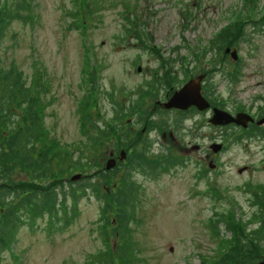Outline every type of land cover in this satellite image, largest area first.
I'll return each instance as SVG.
<instances>
[{
  "label": "rangeland",
  "instance_id": "rangeland-1",
  "mask_svg": "<svg viewBox=\"0 0 264 264\" xmlns=\"http://www.w3.org/2000/svg\"><path fill=\"white\" fill-rule=\"evenodd\" d=\"M244 1L30 0L35 19L26 26L14 22L10 29L13 37L4 45L13 47L8 50V60L28 81L45 86L41 112L48 139L59 146L81 141L76 108L86 91H91L93 115L99 117V125L112 128L115 110L133 103L139 94L142 108L152 105L182 87L199 68L207 74L206 84L213 87L212 100L225 111L252 117L264 112V30H254L249 23L262 21L264 0H254V11L245 9ZM235 22L241 23L243 37L235 50L239 62L233 84L224 79L222 66H209L211 55L206 47L220 30ZM163 60L177 79L170 86L159 82L162 72L157 67ZM225 61L234 64L229 57ZM187 70L184 77L182 71ZM146 110L156 113L149 119H164L169 127L147 138L152 146L143 163L157 168V175L142 174L141 166L131 173L134 185L140 188L138 227H132L127 264H215L232 239L228 213L247 222L254 211L252 201L262 193L264 138L240 140V129L211 127L207 124L210 111L179 123L172 113L165 115L153 106ZM134 114L117 117L121 129L107 141L104 154L95 152L99 166L86 169L94 182H100L99 170L110 153L117 159L124 152L129 164L131 154H127L124 141L132 142L143 128L136 121L140 114L136 110ZM163 134L167 139L163 144L171 145L172 153L167 152V146L156 144ZM219 143L224 150L215 155L211 148ZM193 144L201 145L200 150ZM76 150L74 145L67 151L76 156ZM211 161L214 169L208 167ZM122 173L123 167L107 174L106 180L113 183ZM81 176L87 183L85 175ZM86 193L78 202V217L65 232L47 235L42 231L45 220L38 221L34 233L22 228L15 244L2 253L1 264H96L103 253L117 247L115 239L121 244L118 235L112 237L113 225L107 226L105 217L102 219L101 199ZM219 216L215 231L211 219ZM226 220L230 221V231L222 223Z\"/></svg>",
  "mask_w": 264,
  "mask_h": 264
},
{
  "label": "trees",
  "instance_id": "trees-1",
  "mask_svg": "<svg viewBox=\"0 0 264 264\" xmlns=\"http://www.w3.org/2000/svg\"><path fill=\"white\" fill-rule=\"evenodd\" d=\"M244 4L245 9H256L254 0H245ZM31 11L30 0H0V264L2 253L10 250L15 244L16 236L22 228L34 233L38 221L45 220L42 231L47 235L65 232L78 217V202L87 195L86 192L101 199L102 219L105 217L107 226L113 225L112 237L118 235L121 242L118 244L119 241L115 239L117 247H111L108 252L103 253L96 264H127L132 227H138L136 213L140 188L134 187L131 173L137 166H141L142 174L155 177L157 168L144 165L145 153L136 155L137 151H134L124 169V175L113 183L108 182L106 176L120 171L121 163L110 171H105L104 168L99 170V183L92 180V175H87L86 169L99 166L100 159L95 158L94 154L96 151L104 154L103 149L107 146V141L120 129L116 124L119 117H128L137 110L140 123L148 126L149 130L158 128L164 131L168 125L165 121L149 119L150 112L141 108L140 94L133 103H129L120 111L115 110L114 114L117 115L112 128L106 127L105 124L99 125V117L93 115L95 107L91 105V91H86L76 108L81 137V141L74 144L77 146L76 156L67 151L74 145L64 147L51 142L41 112L45 108L43 95L47 93L46 88L42 82L32 85V82L28 81L12 60H8V50L13 47L4 45L6 39L13 37L10 29L14 22L26 26L35 19ZM261 19L262 21L259 19L251 22V28L264 30V14ZM241 33L242 25L236 22L215 35L206 47L213 53L212 59L207 60L209 66H222L226 72L224 79L233 84L236 82L237 71H229L221 55L226 47L241 40ZM137 40L142 42L141 37ZM217 54L221 56L219 63L214 59ZM88 76L93 87L91 74ZM176 81V77L170 73L159 79L165 86H170ZM204 90L208 101L216 102V99L213 101L209 98L213 87L206 84ZM145 92L146 90L143 91ZM172 93L173 90L167 95ZM152 95L153 92L150 93V96ZM177 119L179 123L182 122V119ZM140 133L141 131L136 138L140 137ZM244 137L264 138V133L254 127L250 132L241 131L239 139ZM75 171L85 175L87 183L83 180L72 183L69 179ZM259 188L262 193L251 203L254 211L249 216L250 223L238 221L235 213H228L227 219L232 218V239L227 242L228 249L223 257L215 264H254L264 261V186ZM110 216H113V219L109 220ZM211 222L216 231L220 216L218 220L211 219ZM222 223L228 231L231 230L229 220ZM250 224L257 225L252 227Z\"/></svg>",
  "mask_w": 264,
  "mask_h": 264
},
{
  "label": "flooded vegetation",
  "instance_id": "flooded-vegetation-1",
  "mask_svg": "<svg viewBox=\"0 0 264 264\" xmlns=\"http://www.w3.org/2000/svg\"><path fill=\"white\" fill-rule=\"evenodd\" d=\"M142 43V42H141ZM233 46H234V49H236V47H237V43L236 44H233ZM230 47V46H229ZM231 49V48H230ZM217 59H219V56H217L216 57V60ZM224 60H227L228 59V57H224L223 58ZM238 62L239 61H237V62H235L234 64H233V66H232V64L229 66V68H237L238 67ZM159 68V69H158ZM157 69H158V71L159 72H162V77L161 78H163L166 74H168V73H170L171 75H174V72L172 71V70H167V67H166V64H165V61L163 60V64H159L158 65V67H157ZM185 72H187L188 73V70L187 71H182V74L184 75V77H186V73ZM198 75H203L204 77V79L207 77V74H205L204 73V70H202L201 68H199V73L198 74H192L191 73V75L188 77V79H190V78H193V77H196V76H198ZM193 76V77H192ZM187 79V80H188ZM203 79V81L205 82V80ZM203 87L205 88L206 86H205V84L203 83L202 85H201V93H202V95H204L205 96V90L203 89ZM171 97V95H165L163 98H162V100H160V101H158V100H155L153 103H152V105H150L149 103H147L145 106L146 107H152L153 106V110H155V109H157L158 111H161L162 113H164L165 115L167 114V113H172V114H174V115H176L177 116V118H180V119H182V121L184 122L185 120H187V118H191V119H193L194 120V118H196V117H198V116H202V114L203 113H206V112H208V111H206V112H201V111H199V110H197L195 107H190V108H188L187 110H185V111H181V110H174V109H170V110H165L164 108H163V104L166 102V101H168L169 100V98ZM217 107L218 108H221V106L220 105H217ZM142 108V107H141ZM211 109L213 108V107H210ZM142 109H146V108H142ZM210 109V110H211ZM137 111V110H136ZM152 113H154V112H150V115H152ZM211 114L209 115V118H208V120H207V124L208 125H210L211 127H215V126H212L211 124H209V120H210V117L212 116V112H210ZM231 114H232V112H230ZM154 114H156V113H154ZM262 116H264V112H258V114L257 115H255V116H252V118H254V121H257V120H259ZM152 119H153V117H152ZM184 119V120H183ZM138 120H139V118L136 120L137 122H138ZM162 122H164L165 120L163 119H160ZM158 121V120H157ZM126 123H129V120H127L126 121ZM165 123H167V125L168 126H166V130L168 129V127H169V124H168V121H165ZM148 125V124H147ZM256 125H254V124H249L248 125V127H247V129H246V131H248V132H250L251 131V129H253L254 127H255ZM120 127V126H119ZM257 127V126H256ZM149 127L148 126H143V128H142V135H146V138H141V136L142 135H140V137H138V138H136V139H134L132 142H127V141H124L125 142V144H126V148H128L127 149V154H131L132 152H134V151H137V153H136V155H139V153H145V154H148V151L150 150V147L152 146V143H151V141L149 140V139H147L148 138V136H149V134L150 133H152V132H156V130L157 131H159V132H165V130L163 131V130H160V129H158V128H155V129H153V130H149L148 129ZM177 128V127H176ZM215 128H217V126L215 127ZM220 128V127H219ZM226 128H232V125H229L228 127H226ZM262 128H264V126H259V129H262ZM120 129H121V127H120ZM147 130V131H146ZM138 134V133H137ZM141 134V133H140ZM123 136H126V134H124ZM157 140V142L158 143H156L158 146H161V145H163V146H167L168 147V149H167V152H169V153H172L173 151V149L171 148V145H166V144H163V142L164 141H166L167 139H166V137H165V134H163L162 135V137H161V140L160 139H156ZM169 142H172L171 140L169 141ZM215 142V141H214ZM135 144V145H134ZM219 144H221V143H219ZM133 145V147H131ZM183 145L185 146V147H187L186 145H185V143L183 142ZM129 146H130V148H129ZM193 146H194V149L195 150H197V151H199L200 150V148H199V146H201V145H194L193 144ZM171 149V150H170ZM224 150V145L223 144H221V149H220V153L222 152ZM185 151H187V150H185ZM188 152V151H187ZM145 154H143V158H144V156H145ZM218 154V153H217ZM216 155V154H215ZM133 157H135V155L133 156ZM109 158H114L113 157V152L112 153H110L109 154V156L107 157V159H109ZM115 160H116V165L118 164V163H121L122 164V166L120 167V168H122L123 167V171H124V169H125V167L127 166V163H125V158H123V160L122 161H118V158L116 159V158H114ZM145 165V164H144ZM171 166H174V165H171ZM209 166H212L213 167V169H214V165H212V161L211 162H209L208 163V167ZM124 174L122 173V176H123ZM202 178V177H201ZM138 186V185H137ZM134 187H136V185H134ZM139 187V186H138Z\"/></svg>",
  "mask_w": 264,
  "mask_h": 264
},
{
  "label": "water",
  "instance_id": "water-1",
  "mask_svg": "<svg viewBox=\"0 0 264 264\" xmlns=\"http://www.w3.org/2000/svg\"><path fill=\"white\" fill-rule=\"evenodd\" d=\"M229 49L225 50L228 53ZM230 56L233 60H236V52L232 51ZM139 71V69H137ZM202 76L190 79L179 90L175 91L171 98L163 105L165 109H177L185 111L190 107H195L199 111H204L209 108V103L203 98L200 93ZM254 123V119L246 113H237L231 115L230 113L219 110L217 108L212 109V116L209 120V124L212 126H228L235 125L242 129H246L248 124ZM257 126L264 125V116L255 122ZM220 145H214L212 147L213 152H217ZM123 158V152L120 154V160ZM115 166V160L109 159L105 163V169L108 171ZM80 179V175H74L70 178L72 182ZM255 264H264V261L257 262Z\"/></svg>",
  "mask_w": 264,
  "mask_h": 264
}]
</instances>
